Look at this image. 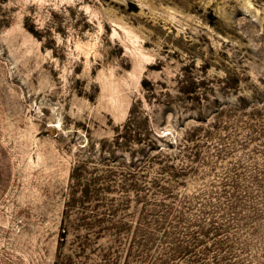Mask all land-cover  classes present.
<instances>
[{
  "label": "rangeland",
  "instance_id": "obj_1",
  "mask_svg": "<svg viewBox=\"0 0 264 264\" xmlns=\"http://www.w3.org/2000/svg\"><path fill=\"white\" fill-rule=\"evenodd\" d=\"M0 264H264V0H0Z\"/></svg>",
  "mask_w": 264,
  "mask_h": 264
},
{
  "label": "trees",
  "instance_id": "obj_2",
  "mask_svg": "<svg viewBox=\"0 0 264 264\" xmlns=\"http://www.w3.org/2000/svg\"><path fill=\"white\" fill-rule=\"evenodd\" d=\"M136 108V105L133 104L127 121L123 124V128L117 130L112 142L117 147L128 146L130 143H137L143 146V149L155 151L156 161L160 164V174L168 173L169 170H167V165L164 164V162H168V160L172 159L173 155L166 150L164 146L162 147V145L158 143V140L166 134L161 135L154 129L149 130L146 127L145 119L141 122L133 121V118L136 116V111L138 110ZM88 191V189L84 190L86 194Z\"/></svg>",
  "mask_w": 264,
  "mask_h": 264
}]
</instances>
